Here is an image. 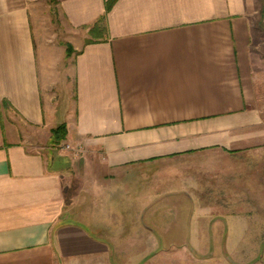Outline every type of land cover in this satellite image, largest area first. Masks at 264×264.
<instances>
[{"label":"crops","instance_id":"0c3cea01","mask_svg":"<svg viewBox=\"0 0 264 264\" xmlns=\"http://www.w3.org/2000/svg\"><path fill=\"white\" fill-rule=\"evenodd\" d=\"M55 1L0 0V264H255L264 0Z\"/></svg>","mask_w":264,"mask_h":264},{"label":"rangeland","instance_id":"374dc122","mask_svg":"<svg viewBox=\"0 0 264 264\" xmlns=\"http://www.w3.org/2000/svg\"><path fill=\"white\" fill-rule=\"evenodd\" d=\"M33 1L38 13V22L41 26L39 34L47 37L49 41H56L57 43L62 40L65 41L67 37L63 34L64 28L57 12V2L55 0ZM258 221L257 219V226ZM261 221L264 222V218H261ZM236 238L239 243V251L233 252L230 257L231 261L246 262L252 255L255 257V264H264V226L262 228L260 226L256 227L253 234L237 235ZM248 247L251 250L250 252H247Z\"/></svg>","mask_w":264,"mask_h":264},{"label":"trees","instance_id":"16d2710c","mask_svg":"<svg viewBox=\"0 0 264 264\" xmlns=\"http://www.w3.org/2000/svg\"><path fill=\"white\" fill-rule=\"evenodd\" d=\"M116 1L117 0H109V1H107V3H106V12H105V14L101 18H99V20L94 25L93 29L91 30L93 33H95L96 31H99L100 32V30H102V31L105 30V27H106L105 22H106V19H107V13L110 11V9L112 8V6L114 5V3ZM66 45H67L68 55L72 54V52H73L72 45L70 43H67ZM53 134L55 136L56 135L58 136V134H60V136L57 139L56 138H53V140H55L56 143H61V141L66 136L65 126L59 127L58 129H54L53 130Z\"/></svg>","mask_w":264,"mask_h":264},{"label":"built area","instance_id":"2783aa9c","mask_svg":"<svg viewBox=\"0 0 264 264\" xmlns=\"http://www.w3.org/2000/svg\"><path fill=\"white\" fill-rule=\"evenodd\" d=\"M65 149L72 150L75 155H80L83 152V146L82 145H77V146H72L70 144H65L64 145Z\"/></svg>","mask_w":264,"mask_h":264}]
</instances>
